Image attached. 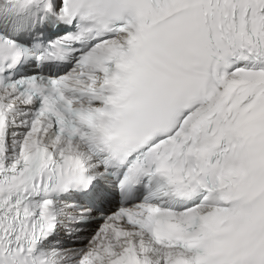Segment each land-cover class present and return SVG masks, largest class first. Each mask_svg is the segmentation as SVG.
Here are the masks:
<instances>
[{"label": "snow or ice", "instance_id": "snow-or-ice-1", "mask_svg": "<svg viewBox=\"0 0 264 264\" xmlns=\"http://www.w3.org/2000/svg\"><path fill=\"white\" fill-rule=\"evenodd\" d=\"M0 264H264V0H0Z\"/></svg>", "mask_w": 264, "mask_h": 264}]
</instances>
